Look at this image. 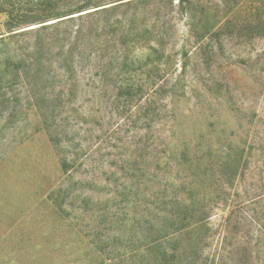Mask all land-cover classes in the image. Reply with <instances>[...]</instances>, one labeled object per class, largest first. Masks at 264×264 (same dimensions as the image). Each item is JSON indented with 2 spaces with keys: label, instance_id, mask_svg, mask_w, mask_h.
<instances>
[{
  "label": "rangeland",
  "instance_id": "rangeland-1",
  "mask_svg": "<svg viewBox=\"0 0 264 264\" xmlns=\"http://www.w3.org/2000/svg\"><path fill=\"white\" fill-rule=\"evenodd\" d=\"M141 1L57 0L15 32L0 14V264H153L149 220L177 200L217 207L178 264H264L258 225L223 231L235 194L264 193V39L214 58L187 43L264 0Z\"/></svg>",
  "mask_w": 264,
  "mask_h": 264
},
{
  "label": "trees",
  "instance_id": "trees-1",
  "mask_svg": "<svg viewBox=\"0 0 264 264\" xmlns=\"http://www.w3.org/2000/svg\"><path fill=\"white\" fill-rule=\"evenodd\" d=\"M57 0H0V14H5L8 16L6 23V28L8 32H15L19 30L20 27L24 25H35L41 21V24L51 21V18L59 16L55 8L48 9L52 7V3H56ZM149 0H143L139 3H145ZM264 5V4H263ZM233 6L239 8L240 1H234ZM85 8V7H83ZM82 9L78 13L83 12ZM98 10L96 12H100ZM257 11L260 13L258 20L255 22L248 21L243 23L241 26H238L236 23L229 22L226 26L222 27L219 30H206L198 31L192 29L190 31V39L187 41L188 44H193L198 46L200 53L206 58H214L217 48H223L227 43L231 41L237 42H249L254 39H264V10L257 8ZM73 12V11H71ZM64 23L62 21H57L50 23L41 27L43 30L48 29H59ZM40 30V29H39ZM84 35V34H83ZM4 39V38H3ZM161 42H164L162 40ZM19 66H22L20 63ZM33 72V77L31 75H26L23 81L25 84L34 85L31 83V80H39V76L42 73V70L26 68ZM20 72H26L19 71ZM238 166V165H237ZM67 163H64V169L66 170ZM230 180L237 175L236 164L234 167H230ZM237 195L236 201H230L229 208L231 211L228 213V216L223 217V231L224 237H227L228 234L232 233L235 229L233 225H240V222L243 220H248L252 224L258 225L261 229V233L264 234V208L262 212L259 209H249L247 206L255 202L254 205H258L264 201V193L261 194L258 198L253 199L249 196V191L243 189V192L235 194ZM245 195V201L240 200V196ZM259 200V203L256 202ZM261 201V202H260ZM176 205L166 206L164 214L161 217L157 215H152L151 220H149L148 229H146L145 236L142 239V242L145 243L147 251L150 252L151 258L154 259L153 264H178L176 262L177 258V245L175 243L178 236H182L184 230L187 229L192 222L197 226L205 227L209 220L213 217V213L217 207H207L201 206L196 207L194 204L187 205L185 202L179 203V200L176 201ZM247 206V210L242 211V207ZM170 208V209H168ZM191 221L190 223H187ZM170 247V249H169ZM190 264V263H189Z\"/></svg>",
  "mask_w": 264,
  "mask_h": 264
}]
</instances>
